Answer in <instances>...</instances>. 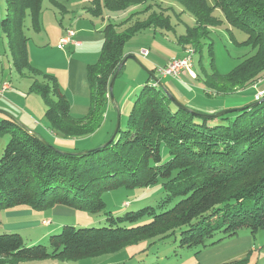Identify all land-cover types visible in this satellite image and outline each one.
<instances>
[{"label":"trees","instance_id":"obj_1","mask_svg":"<svg viewBox=\"0 0 264 264\" xmlns=\"http://www.w3.org/2000/svg\"><path fill=\"white\" fill-rule=\"evenodd\" d=\"M4 1L6 15L0 30L7 39L13 70L34 77L30 93L42 98L49 129L65 140L90 138L102 127L110 101L109 83L123 61L125 45L147 29L171 32L175 28L161 6L151 4L157 0H92L86 13L95 18L138 6H146L144 12L150 14L122 32L113 23L105 27L100 58L87 68L89 112L76 117L56 79L30 61L27 20L33 32L41 31L43 0ZM167 1L195 20L194 26L178 37L177 44L185 50L201 54L211 30L225 21L247 35L237 45L255 51L227 74H220L213 63L211 74L201 67L197 81L213 95L232 94L261 80L264 0H213V5L207 0ZM52 2L63 12V6ZM216 10L224 21L214 15ZM209 46L213 55V45ZM3 84L8 83L0 86ZM0 134L11 136L0 158V211L18 206L36 211L62 206L100 214L106 209L105 192L146 190L162 181L165 193L157 206L110 217L108 226H65L60 234L50 237L49 246H28L19 234H2L0 264L97 258L144 241L165 240L177 232L180 248L199 254L237 237L243 229L253 236L264 231V102L234 115L200 119L178 109L155 83H147L133 104L126 129H119L113 142L90 154L66 155L53 150L40 135L8 118L0 122ZM54 147L65 153L85 151ZM163 148L169 151L167 161L163 160ZM218 235L217 241L208 244ZM246 259L232 264H246Z\"/></svg>","mask_w":264,"mask_h":264},{"label":"rangeland","instance_id":"obj_2","mask_svg":"<svg viewBox=\"0 0 264 264\" xmlns=\"http://www.w3.org/2000/svg\"><path fill=\"white\" fill-rule=\"evenodd\" d=\"M54 1L63 6V8H67L76 12L78 10L83 11L85 8L89 7V4L91 3L90 1L92 0ZM207 2L210 5H213L214 3L213 0H207ZM156 3L157 5H164L160 2ZM55 7L56 6L52 2V0H43L42 13L44 11L45 16H51L54 11L57 12L58 8ZM155 9L157 10L156 7ZM175 10L177 16L176 18L172 16L174 25L178 24V19L184 22L188 27H192L194 25L191 15L187 12H183V9L177 4H174V12ZM58 11L60 13H63L59 9ZM74 12H71L70 15H72ZM5 15L6 4L4 0H0V21L5 17ZM214 15L216 17H220L224 21V18L222 17L220 11L216 10L214 12ZM64 16L65 14H61L60 17ZM68 18L69 16L66 15L67 20ZM181 21L179 22V25H176V32L178 34L183 30ZM158 31L160 37L164 35L166 37V40L170 42L171 47H169V49L174 51L173 55H175L172 60L178 59L179 48L176 44V35L172 32L167 33L165 31ZM142 34L143 35H141V37L136 40V44L141 45L143 48L150 49V44L153 41L151 34L148 32H144ZM26 35L32 38L30 47L33 51L36 50L37 47H40L42 45L39 39L34 35L29 20H27ZM246 39L247 35L244 32L232 28L228 25L227 22L224 21L221 27L211 30L209 37L206 39V41H204L202 53H196L194 55L193 66L191 68L193 74V76L191 77L193 79H191L190 77H184L183 81H185V83H180L170 78L161 79L162 83L165 84L168 88L173 87L180 91L183 90L186 93V97H180L170 89L174 97L179 100V102H181L188 108L203 114H215L230 110H240L251 106L256 101L262 100L264 98V90L260 91V89H262V87L264 86V75H262L261 80L256 85L223 96L213 95L212 91L205 88L199 80L192 81L194 79L197 80L196 77L198 76L201 67L207 73L211 74L213 72V63L216 70L220 74H227L232 71L237 65H239L245 58L252 56L255 51H253L251 48L239 47L237 45V43H242ZM155 44L160 45L159 42H156ZM210 44L213 45V55L209 53ZM169 49L160 48L159 51L161 52L162 50L163 52H167V54L164 55L169 56ZM39 54L43 53L40 52ZM42 56V68L46 71H55V74H49L45 70L44 73L56 79L61 91L66 94V90L68 88L66 67L63 65L55 66V62L52 61H49L47 63L45 62L46 56ZM158 59L162 60L161 58ZM200 59H202V65L200 64ZM65 63L66 62L61 58L60 64ZM133 64H136L138 66L136 67L139 69V72L144 71L143 74L147 76V74L145 73L146 71L144 70L146 69L144 65L145 63L141 66L136 62ZM122 78H124L123 81H126V85L128 84L127 90L129 88H131V90L134 89L135 86L131 78L127 80V75L123 73L121 74L119 80ZM0 79H3L4 83H8L10 89H12V92L7 91L8 93L6 92L0 99V111L10 115L12 118H8L9 120H15L24 126L26 125L25 127L28 129L31 124H34L35 122L44 124L46 126L49 125L47 119L45 118L46 106L44 104V101L41 97L30 93V85L34 80V77L29 74L26 76H21L13 70L12 59L7 45V39L1 33V30ZM189 81H192L194 83L190 84ZM141 88L138 90H132L133 94L129 96L126 103L127 108H119L120 129L122 130H125L127 127L129 113L133 107L135 100L139 96ZM114 97L116 98L115 84ZM188 100H190V102H187ZM5 114L0 113V122L7 118ZM117 124L118 120H116L115 124L113 126H110V128L109 125L104 126L100 130V132L96 134L95 137L89 138L87 140L82 139V142H79L78 144L76 141H73L74 143L66 145L68 147V150H62L72 152L71 150H74L75 147H78L80 151H87L98 148L110 140L117 128ZM109 131L112 132L110 136H108ZM105 137H108V139L103 143L102 141ZM10 138V134H0V158L3 155L5 147L8 144ZM50 140L53 141L51 138ZM55 145L56 147H58L57 144ZM162 156L164 161L170 159L169 151L167 148L162 149ZM164 196L165 193L161 181L158 185L146 190L139 189L132 191L120 189L116 191L105 192L103 194V200L106 203V209L100 214H90L84 211L72 210L62 206L42 211H36L27 206H18L15 208L0 211V235L16 233L22 236L26 245L28 246L39 244L49 246L50 237L60 234L65 226H74L76 228H100L108 226L110 224V222L108 221L110 217L116 218L124 216L127 212L137 211L148 206L155 207L164 198ZM44 222H48V227H44ZM144 222L146 221H143L141 223ZM126 226L131 225L128 224ZM243 232H245V234H250L251 237L254 238L255 247L257 248L254 253V257H252V254L246 257V264H257V257L261 254H264V231H261L254 236L248 229L241 230L239 234L242 236L244 234ZM179 234L180 233L177 232L176 235L165 240L156 239L144 241L137 245L130 246L119 253L104 255L97 258L71 262H61L53 259H48L37 262H23L19 264H189L188 252L190 251L189 249L180 248ZM219 238L220 235L216 236L213 240H210V242H215Z\"/></svg>","mask_w":264,"mask_h":264},{"label":"crops","instance_id":"obj_3","mask_svg":"<svg viewBox=\"0 0 264 264\" xmlns=\"http://www.w3.org/2000/svg\"><path fill=\"white\" fill-rule=\"evenodd\" d=\"M156 2H160L164 4V5H160L161 9L162 11H164V14L166 16L171 17V21H172V16L176 18L177 13H175L176 10L174 12L173 3H170L167 0H157ZM156 2L154 3L152 2L151 4H157ZM89 5L91 6V3ZM87 8H85L83 11L78 10L76 12L64 8L63 13H60L57 9V12L51 11L53 12L51 16H45L43 11L41 16L42 29L39 33L33 32L34 35L39 39V41L42 44L40 47H37V49L40 50L36 49L33 51L30 47V44L32 42L30 41L29 43L30 61L32 65L38 70L42 71L43 73L45 70L42 68L41 65L42 57H43L42 55L46 56L45 62L48 63L49 61H52L55 62L54 63L55 66L63 65L66 67L68 88L66 90L65 95L70 102V111L72 115L76 117L86 116L89 112L90 88L87 80V68L90 65L96 64L100 58L104 43L103 30L105 29V27L109 23H113L117 26L116 27L117 30L119 32H122L128 29L130 26H132L135 22L145 20L150 14V12L148 13L144 12L146 6H138L129 9L128 11L125 12H119V13L107 12L104 14V17L95 18L90 13H86ZM157 10L159 9L157 8ZM71 12L74 13L70 15ZM61 14L63 15L65 14V16L60 17ZM66 15L69 16L68 20L66 19ZM179 20L180 19H178L177 21L178 24L176 25H179V22L181 21ZM192 20L195 24V20L193 17ZM172 24L174 25L173 21ZM176 25H174L175 28L171 32L176 35L177 38L176 44H177L178 37L185 34L188 26L181 21V25H183L182 26L183 30L178 34L176 32ZM69 31H73L75 34V36L72 38V42L66 44L62 49H59L58 46L60 45L61 40L67 36V33ZM144 32L145 33L148 32L152 36L153 41L150 44V49L143 48L141 45L136 44V40L139 39V37H141V35H143L142 33ZM165 32L171 33L168 31ZM158 33H159L158 30L147 29L137 34L125 45L124 57L128 55H135L140 61V63L141 64L145 63L144 64L145 68L151 72L156 71L158 68L165 67L167 64H169L170 61H172V58L175 55H173L174 51L169 49V47H171L170 42L166 40V37L164 35L160 37ZM30 39L32 38L30 37ZM156 42H159L160 45L155 44ZM177 46L179 48L178 58H182L186 50L180 47L178 44ZM160 48L169 49L170 55L169 56L164 55L167 54V52H163L161 50V52L163 53L162 54L159 51ZM40 52L43 54H39ZM144 52H148V55L145 56ZM61 58L66 62L65 64H60ZM158 58H161L162 60ZM133 63L135 62L132 60L127 61L123 67L122 73L127 75V80H129L130 78L132 79V82L134 83L135 86L134 89L138 90L141 87L145 86L147 83L154 84L150 76L146 72L145 73L147 74V76H145V74H143L144 71L139 72V69L137 68L138 66L136 64L134 65ZM46 72L49 74L51 73L55 74V71H46ZM120 76L121 75L118 76L115 83V95H116L115 99L117 100L116 105L115 103L113 104L111 103V101H109L106 118L100 130L104 126L109 125L110 128V126H113L115 124L117 120L116 106H118L119 108H123V107L127 108L126 103L128 101V98L130 95L133 94L132 90L134 89L131 90V88H129L130 91L129 89L127 90L128 84L126 85V81H123L124 78L119 80ZM184 77L185 78L190 77L191 79H193L190 74L186 73L184 74V76H182L181 80L178 79H173V80L178 81L180 83H185V81H183ZM192 81H197V80L194 79ZM192 81H189L190 84L194 83ZM1 83H4L3 79L1 80L0 84ZM116 88H117V92H116ZM170 89L178 96L186 97V93L183 90L180 91L176 88L169 87L168 90L170 91ZM263 90H264V86L262 87V89H260V91ZM8 92H12V89H9ZM187 102H190V100H188ZM29 129L32 130L34 133L40 135L49 144L53 146H56L55 144H57L60 149L68 150V147L66 145L75 142V140L61 139L59 136L55 135V133H53L49 129V125L46 126L44 124L35 122L34 124L33 123L31 124ZM100 130L97 133H99ZM96 134L92 137H95ZM110 134H112L111 131H109L108 136H110ZM50 138L53 141H51ZM85 139L87 140L89 138H85ZM107 139L108 137H105L102 142L104 143ZM76 142L78 144L79 142H82V139ZM43 224L44 227H48L49 225L48 222H44ZM243 233L244 234L242 236L239 234L235 238L226 239L215 246L207 247L206 249H203L199 254L195 250H189L190 251L188 252L189 264H232L246 259V257L249 256L250 254H252V257H254V253L257 250V248L255 247L254 238L251 237L250 234L247 233L245 234V232ZM210 243L212 242H209L208 244ZM256 260H257V264H264V254L258 256Z\"/></svg>","mask_w":264,"mask_h":264},{"label":"water","instance_id":"obj_4","mask_svg":"<svg viewBox=\"0 0 264 264\" xmlns=\"http://www.w3.org/2000/svg\"><path fill=\"white\" fill-rule=\"evenodd\" d=\"M129 60H132L134 62H136L138 65H142L140 63V61L138 60V58L135 56V55H128V56H125L123 58V61L122 63L120 64V66L118 67L116 73L113 75L110 83H109V98H110V101L111 103H115L116 105V100H115V97H114V84L118 78V76L120 75L125 63ZM144 69V68H143ZM146 71V73L150 76L151 80L156 84V86H158L160 88L161 91H163L167 97L170 98V100L172 101V103L178 108V109H181L187 113H190L192 114L193 116L197 117V118H200V119H218V118H221L223 116H226V115H229V114H234V113H240V112H243L244 110H248V109H251L253 107H256L258 106L259 104H261L262 102H264V98L262 100H258L256 101L254 104H252L251 106H248L246 108H243V109H240V110H230V111H224V112H219V113H215V114H203V113H199L195 110H192L190 108H188L187 106L183 105L181 102H179V100H177L174 95L168 90V88L166 87L165 84L162 83V81L155 76V74H153L151 71L147 70V69H144ZM116 110H117V120H118V124H117V128L115 130V132L113 133L112 137L110 138V140L104 144L103 146H101L100 148H97V149H92V150H87V151H84V152H80V153H65V152H62L58 149H56L53 145L49 144L45 139L41 138V141L49 146L51 149L53 150H56L60 153H63V154H66V155H78V156H82V155H87V154H90L92 153L93 151H96V150H100L102 149L103 147H105V145H108L110 144L111 142H113L118 134V131L120 129V110H119V107L116 106ZM0 113L2 114H5V112H2L0 111ZM7 118H12L10 115L8 114H5ZM15 123L19 124L20 126H22L23 128H25L26 130H28L30 133H34L32 132L30 129L26 128L24 125L18 123L17 121L13 120Z\"/></svg>","mask_w":264,"mask_h":264},{"label":"built area","instance_id":"obj_5","mask_svg":"<svg viewBox=\"0 0 264 264\" xmlns=\"http://www.w3.org/2000/svg\"><path fill=\"white\" fill-rule=\"evenodd\" d=\"M74 36H75L74 32L69 31L67 33V36L61 40L58 48L62 49L66 44L71 43L72 38ZM195 54L196 53L194 52V50L187 49L182 58L174 59L170 61L169 64H167L165 67L158 68L155 71V76L160 78V80L167 79V78L181 80L182 76H184V74L186 73L193 76L191 68L193 66V60H194ZM144 55L147 56L148 53L144 52ZM9 89H10V86L8 84H3L2 86H0V99L4 96L6 91H8Z\"/></svg>","mask_w":264,"mask_h":264}]
</instances>
